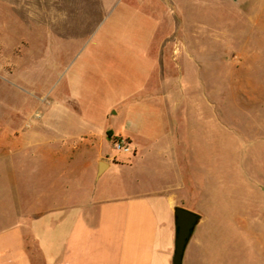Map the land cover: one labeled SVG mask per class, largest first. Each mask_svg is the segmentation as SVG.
<instances>
[{"label": "rangeland", "instance_id": "1", "mask_svg": "<svg viewBox=\"0 0 264 264\" xmlns=\"http://www.w3.org/2000/svg\"><path fill=\"white\" fill-rule=\"evenodd\" d=\"M49 4L0 0V16L17 43L12 50L0 44V92L27 102L15 121L34 128L44 85L59 91L67 82L78 92V113L93 114L138 90L144 82L139 68L157 61L158 90L151 97L167 103L164 127L187 138L190 195L181 206L202 216L182 264H264V0ZM141 95L125 102V114L121 105L111 110V129L129 120L130 105ZM136 154L110 146L107 156L129 162ZM12 167L7 171L14 179L4 178L0 162V224L3 210L14 206L10 191L31 188L17 179V162ZM20 200L31 203L30 197Z\"/></svg>", "mask_w": 264, "mask_h": 264}, {"label": "crops", "instance_id": "2", "mask_svg": "<svg viewBox=\"0 0 264 264\" xmlns=\"http://www.w3.org/2000/svg\"><path fill=\"white\" fill-rule=\"evenodd\" d=\"M10 31L0 16V44L7 50L17 44ZM21 59L22 54L14 59L17 66L23 65ZM139 69L144 82L138 90L119 94L116 103L87 116L77 111L72 82L59 91L57 85H44L34 128L15 121L27 102L0 92L5 101L0 103L3 177L14 179L7 170L17 162V179L31 182V188L10 191L16 197L2 214L0 264H171L173 209L190 195L183 151L187 138L164 127L167 103L151 97L158 90L157 61ZM168 84L167 91L172 88ZM118 87L128 89L124 83ZM138 95L140 100L130 105L133 115L111 129L109 117L116 114L111 110L121 105L125 114V102ZM190 105L199 110L198 102ZM117 135L135 148L129 162L107 156ZM22 197L31 203L22 204Z\"/></svg>", "mask_w": 264, "mask_h": 264}, {"label": "water", "instance_id": "3", "mask_svg": "<svg viewBox=\"0 0 264 264\" xmlns=\"http://www.w3.org/2000/svg\"><path fill=\"white\" fill-rule=\"evenodd\" d=\"M174 238L171 264H182L189 238L198 224L201 214L186 210L182 206L173 209Z\"/></svg>", "mask_w": 264, "mask_h": 264}, {"label": "built area", "instance_id": "4", "mask_svg": "<svg viewBox=\"0 0 264 264\" xmlns=\"http://www.w3.org/2000/svg\"><path fill=\"white\" fill-rule=\"evenodd\" d=\"M110 142L113 149L120 150L124 153L132 150L135 151L134 146H132V144L121 135L113 136Z\"/></svg>", "mask_w": 264, "mask_h": 264}, {"label": "trees", "instance_id": "5", "mask_svg": "<svg viewBox=\"0 0 264 264\" xmlns=\"http://www.w3.org/2000/svg\"><path fill=\"white\" fill-rule=\"evenodd\" d=\"M110 135H111V134L109 133V135H108V136L110 137Z\"/></svg>", "mask_w": 264, "mask_h": 264}]
</instances>
